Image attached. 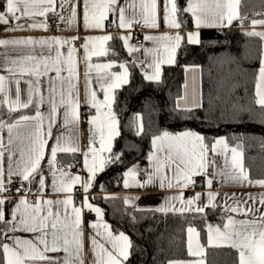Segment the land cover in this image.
<instances>
[{
  "label": "snow or ice",
  "instance_id": "snow-or-ice-1",
  "mask_svg": "<svg viewBox=\"0 0 264 264\" xmlns=\"http://www.w3.org/2000/svg\"><path fill=\"white\" fill-rule=\"evenodd\" d=\"M238 6L239 0H187L183 8L177 0H0V25L7 26L4 30L12 32L32 29L47 31L50 14L60 23L72 25L77 21L78 13H82L86 30L104 32L109 26L129 30L119 39L123 41L128 54L132 55L140 52L142 47L129 43L132 39L130 30L134 25L157 29L162 20L167 28L178 31L174 35H145L144 40L152 41L156 46L143 48L145 56H151L152 60L150 63L142 62L152 70L151 74H145V79L159 80L161 65L175 63L176 51L183 40L186 39L188 44L200 43L198 30L201 27L225 28L236 20L243 26L246 17L239 16ZM184 13L191 15L196 32L182 35L179 31L182 28L179 17ZM11 21L15 24H11ZM251 23L254 28L264 25V20H252ZM246 35L260 37L264 41V31H248ZM77 39L80 37L0 39V46L11 45L29 50L7 61L8 75H0V108L6 106L9 116L8 120L0 119V129L6 127L8 132L7 145L0 140V162L5 152L8 159L7 173L0 163V264H85L84 209L95 212L97 217L96 222L89 224L95 229V234L90 236V264H124L129 257V237L123 232L114 234L102 219L104 213L89 202L87 195L97 173L119 159V156L112 154V142L120 134L119 122L113 112V93L128 83L129 70L125 62H92L93 57L108 55L106 45L114 39L111 34L83 38V103L94 109L95 114H85L89 137L86 150H82L79 143L82 105L78 89L81 57L74 46ZM64 47H67L66 55L61 51ZM136 60L139 62L138 57ZM114 67L122 71H110ZM93 71L97 73L96 82L103 93L102 100L92 88L90 73ZM22 82L26 85L23 89ZM11 85L15 86L14 91ZM255 97V103L264 109V53L255 76ZM184 99L182 97L177 101V111L191 113L202 106L195 97L190 104L186 101L181 103ZM44 106L47 112L41 110ZM22 109H34L35 114H21L10 122L12 114ZM61 116L59 126L63 131L58 132L49 148V139L53 138L52 129L58 125ZM260 122L264 124V120ZM142 132L143 125L139 124L137 135ZM151 145L152 151L147 156L149 168L144 172L146 179L138 178L140 169L132 166L123 173V186L146 187L158 182L161 189H185L195 186L196 177H206L209 189L206 194L197 192L192 198L184 200L181 192L178 196L166 198V201H179V208L166 203L155 211L204 214L207 208L222 209L221 222L217 225L207 224V246L234 249L237 264H264V192L253 195L211 190L217 176L221 184L264 188V179L253 181L244 169L239 145L230 147L226 138L208 142L205 136L194 130L179 133L162 131L153 136ZM17 152L19 159H15ZM59 153L82 154L87 178L82 180L80 175H73L58 167ZM218 157H223L222 164ZM45 160L52 176L50 187L56 194L55 198H46L49 185L44 172ZM13 177L19 180L21 187L15 189L19 194L18 202L11 200L15 207L9 209L6 205L9 197L4 194L10 192L11 185L16 182ZM32 184L38 185L34 200L29 199L32 190L27 187ZM77 184L82 185L86 194L79 207L75 206L72 195ZM205 195L206 202L201 203ZM219 197H223V204L217 202ZM124 203L130 204V198L125 197ZM15 233H29L31 238H21ZM200 236L196 227L187 228V251L191 257L205 254ZM169 264L185 262L170 261ZM187 264H205V261L194 259Z\"/></svg>",
  "mask_w": 264,
  "mask_h": 264
},
{
  "label": "trees",
  "instance_id": "trees-1",
  "mask_svg": "<svg viewBox=\"0 0 264 264\" xmlns=\"http://www.w3.org/2000/svg\"><path fill=\"white\" fill-rule=\"evenodd\" d=\"M177 2L186 7V0ZM238 12L241 18L246 17L243 26L236 20L218 31L202 29L199 44L183 40L175 63L163 65L160 79L155 81L145 79L117 33L108 42L107 56L128 65L129 81L114 93L113 111L120 134L112 142V154L119 159L97 173L91 200L103 207L105 218L115 229L129 236L131 248L124 264H166L188 258L186 227L196 226L205 240L206 224L219 218V210L213 208L204 214L139 210L125 204L121 196L110 194L119 188L123 171L148 154L154 135L165 130L195 129L208 142L224 136L229 145L241 146L249 177L264 179V124L260 122L264 109L255 103L261 44L257 37L246 35L251 20L264 16V0H239ZM179 19L182 28L193 26L190 14L184 13ZM188 65L200 68L202 106L191 113L177 111L175 105ZM25 111L13 113L12 121ZM0 119H9L6 107L0 108ZM139 124L143 132L137 135ZM204 257L206 264H237L236 251L226 246L207 247Z\"/></svg>",
  "mask_w": 264,
  "mask_h": 264
},
{
  "label": "crops",
  "instance_id": "crops-1",
  "mask_svg": "<svg viewBox=\"0 0 264 264\" xmlns=\"http://www.w3.org/2000/svg\"><path fill=\"white\" fill-rule=\"evenodd\" d=\"M186 5H187V0H186ZM238 8H239V6H238ZM50 17H53V16H51V14H50ZM39 19H42V18H39ZM109 19H111V17H109ZM252 20H264V16L263 17H256V18H253ZM252 20H251V22H252ZM251 22L247 26L248 31H253V30L264 31V25H256L253 28V25ZM10 23L13 25L15 24L14 21H11ZM21 23H24V21H21ZM136 26L141 31L142 42H141V44L137 45V44L132 43V41L130 40L129 43L132 45H136V46H142L141 51L137 52L139 62H137V60H135L134 58H132V59L136 61L138 66L142 67L141 68L142 74L145 77V74L146 73L151 74L152 70L147 67V64L142 63V62L147 61L148 63H150L152 60V57L151 56L146 57L144 52H143V48L146 47V48L151 49V48H154L156 45L152 41L144 40V36L145 35H161L164 33H169V34L174 35L178 30L167 28L163 24L162 20L160 23V27L157 29L141 28L139 25H136ZM6 27L7 26H5V25H0V39H14V38H21V37H29V36L33 37L34 39L52 37V36H59L62 38L80 37V39H77L74 42V46L78 50V56L81 57V62L78 64V72H79L78 89H79V95H80V100H81V105H82L80 108L81 123H80V128H79V143L81 145L82 150H86L85 146L88 144L89 125L87 124V116L85 114L91 113L94 115L95 111H94V109H90L89 107L85 106L83 103L84 98H85V76H84L85 64L82 61L83 48L81 47V45L84 43L83 38L86 36H96V35H101V34H111L112 35L113 33H117L120 37L122 35L128 34L129 30H118L112 26L107 27L104 32H101L100 30H86L83 27V23H82V13H78L77 21L75 23H73L72 25H68L66 23H60V27L58 29H56L55 31H52V32L44 31L42 29H32V30L12 32V31H5L4 29ZM225 28H228V27H225ZM202 29H219L220 30L223 28L201 27L198 30V32H200V30H202ZM179 31L181 32L182 35H186L188 32H196L197 29L195 28V25L193 22V26H191L190 28H181ZM130 32H131V30H130ZM257 38L259 39L260 44H261V48H260V58H261L262 53H264V41H262L260 39V37H257ZM122 45H123V41H122ZM106 47L108 48V43H107ZM28 51H29L28 49L14 47L11 45L0 46V75H5V76L8 75V73L6 71V66H7L6 62L7 61H10L11 59L16 58L19 55L25 54ZM61 51L64 52L66 55L67 47L62 48ZM125 51L127 52V49H125ZM109 61H116V60L114 58H110L108 56L107 57L106 56L100 57V58H97V57L92 58L93 63H106ZM116 62L121 63V61H116ZM163 65H170V64L164 63L161 65V68ZM259 65H260V60H259ZM127 67H128V65H127ZM128 70H129V68H128ZM110 71L120 72V71H122V69H119L118 67H114ZM160 73H161V71H160ZM50 75H54V73H50ZM65 75H66V73H65ZM96 77H97V73L95 71L90 73V78L92 80V88L97 91L98 98L102 100L103 99V93H102V91L99 90V85L96 82ZM183 78L184 79H183V83H182V91H181L180 96L176 98L175 105L177 104V101L180 100V98H182V97L185 99L182 100L181 103H184L186 101L190 104L192 102L193 98L195 97L196 101L201 104L200 68L196 65H188V66L184 67ZM128 81H129V79H128ZM152 81H155V80H152ZM10 87L14 91L15 86L11 85ZM25 87H26V85L22 82L21 88L23 89ZM116 90L117 89L114 90V93ZM114 93H113V95H114ZM255 99H256V97H255ZM41 110L47 112V107L44 106V107H42ZM23 114L34 115L35 110L34 109H27ZM19 116H17L16 118H18ZM14 120L11 122H14ZM61 122H62V116L59 118L58 125L54 126L52 129L53 138L49 139V148L55 142V136L58 134V132L63 131V129L59 126V124ZM46 125H47V122H45V127H46ZM118 128H119V126H118ZM189 130H194V131L198 132L199 134H201L198 130H195V129H189ZM183 131H185V130H183ZM169 132H171V131H169ZM179 132H182V131L171 132V133H179ZM156 135H158V134H156ZM216 138H225V137L224 136H217L214 139H216ZM0 140H2L5 145H7L8 132H7L6 127L3 129H0ZM230 147H235V146L230 145ZM238 150L242 153L241 149H238ZM151 151H152V145H151V148H150V151L148 152V154ZM148 154L143 159L138 160V161L134 162L133 164H131L130 166H128L123 171V173L129 167H132V166H137L138 168H140V166H144L145 170L148 169L149 168V164L147 161ZM105 155H107V154H105ZM15 159H19V153L18 152L16 153ZM217 159L220 161L221 164L223 163V157H218ZM241 159H242V164H243V157ZM74 161L77 162L78 168L75 171H72L71 167H69V165ZM0 163H2V166L5 169V173H7V168H8L7 152H5V156L3 157V160ZM57 166L63 167V169L65 171H69L73 175H77V174L80 175L82 180L87 178L88 173L83 168V156L80 153H77L75 155L59 153L58 157H57ZM243 167H244V165H243ZM44 172L46 173V182L49 185V187L46 189V193H47L46 198L47 197L55 198L56 194L52 192L51 187H50L52 176H51V173L48 172V170H47L46 160L44 161ZM96 177H97V175H96ZM96 177L92 181V187L89 189L87 195L89 197V202L92 203L94 207H99L101 209V211L104 213L103 207L94 203L91 200L92 194L94 195V193H95L93 188H94V182L96 180ZM138 178L143 180V179H146V176L143 174V175H140ZM6 179H7V177H6ZM13 179H16V178L13 177ZM206 179H207L206 177L202 176V185H200L198 188L194 189L193 191H191L192 186L185 188V189H178V188L168 189L166 187L161 189L158 185V182H156L152 185H147L146 187H135V186H133V187L125 188L123 186V175H122V180H121L119 188L113 192H110V194L121 196L123 201H124L125 197L130 198V204H127V205L133 206L139 210H155L156 208H159V207L165 205L166 203L174 204L175 207L179 208L180 207L179 201H166V198L171 197V196H178L181 194V192L183 193L184 200L192 198L195 195V193H197V192L202 193V194H206L209 191V189L207 188ZM250 179L253 181L259 180V179H253V178H250ZM27 187L31 188V190H32V195L29 196V199L34 200L35 199V193L38 189V185L32 184V185H27ZM211 190L214 192H220V193L236 192L238 194L239 193H251L253 195H257L261 192H264V188H260L259 186L239 187V186H235V185H231V184H221L219 176H217L213 180V186H212ZM4 195L9 197V200L6 201L7 207L9 209L14 208L15 205L13 203H11V200H16L18 202L19 194L14 192V193H9V194L5 193ZM72 195L74 197V201L77 198L79 201V206H81V202H82L84 196L86 195L84 193L82 185H80V184L75 185ZM204 202H206V195L202 198L201 203H204ZM217 202L220 204H223V197H219ZM75 206H78V205L75 204ZM88 213H93L95 215V218L86 217V214H88ZM185 213H190V212H185ZM218 216H219L218 220H216L214 222H208V223H211L213 225L219 224L221 222L222 209L219 210ZM102 219L105 223H107L110 226V229L113 231L114 234H118L120 232H123L121 230L115 229L110 224V222H108V220L105 218V216H103ZM82 220H83V224H82L83 239H84V245H85V264H90V260H89V257L91 255V253H90V247H91L90 236L95 234V229H92L91 227H89V224H90V222H96L97 217H96L95 212L90 211L88 209H84L83 213H82ZM207 224L205 227H207ZM189 226L196 227L194 225H188L186 227V230H185L186 247H187V228ZM196 229H197V227H196ZM123 233L125 235H127L125 232H123ZM15 234L20 235L21 238H31V234H29V233H15ZM9 235H12V233H9ZM129 240H130V238H129ZM200 242L202 245L205 246V252H206V248L208 247L207 246V231H206L205 240H202L200 237ZM59 255H63V254L60 253ZM194 259H203L205 261V264H206V260H205L204 256H202V257H191V256H189L188 258H185V259L169 260L166 264H169L170 261H184L185 264H187V262L192 261Z\"/></svg>",
  "mask_w": 264,
  "mask_h": 264
},
{
  "label": "built area",
  "instance_id": "built-area-1",
  "mask_svg": "<svg viewBox=\"0 0 264 264\" xmlns=\"http://www.w3.org/2000/svg\"><path fill=\"white\" fill-rule=\"evenodd\" d=\"M47 23H48V30L47 31H50V32L55 31L56 29H58L60 27V22L58 21V19L56 17H50L48 19ZM215 30L218 31L219 29H215ZM131 33H132L131 34L132 43L137 44V45L141 44V42H142L141 31L137 28L136 25H134L133 29H131ZM70 165H71L72 171H75L78 168V164L75 161L72 162ZM139 169H140V175H143L145 172V167L140 166ZM14 180H16V179H14ZM200 185H202V176L196 177V184L194 187L192 186L191 191L198 188ZM6 186H7V184H6ZM19 187H21V184H20L19 180H16V182L11 185V191L7 192V194L16 192L15 189L19 188ZM74 203L79 206V201L77 198L75 199ZM86 217L95 218V215L93 213H88V214H86Z\"/></svg>",
  "mask_w": 264,
  "mask_h": 264
},
{
  "label": "water",
  "instance_id": "water-1",
  "mask_svg": "<svg viewBox=\"0 0 264 264\" xmlns=\"http://www.w3.org/2000/svg\"><path fill=\"white\" fill-rule=\"evenodd\" d=\"M131 57L134 58V59L136 60V58L138 57V54H137V53H134V54L131 55ZM139 67H140V66H139ZM140 68H142V67H140ZM237 145H239V144H236V146H237ZM236 146H235V147H236ZM239 149H241V146H240V145H239Z\"/></svg>",
  "mask_w": 264,
  "mask_h": 264
}]
</instances>
